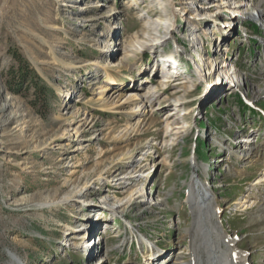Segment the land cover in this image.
I'll list each match as a JSON object with an SVG mask.
<instances>
[{"label": "rangeland", "instance_id": "obj_1", "mask_svg": "<svg viewBox=\"0 0 264 264\" xmlns=\"http://www.w3.org/2000/svg\"><path fill=\"white\" fill-rule=\"evenodd\" d=\"M261 1L0 0V264H193L194 182L264 264Z\"/></svg>", "mask_w": 264, "mask_h": 264}, {"label": "bare ground", "instance_id": "obj_2", "mask_svg": "<svg viewBox=\"0 0 264 264\" xmlns=\"http://www.w3.org/2000/svg\"><path fill=\"white\" fill-rule=\"evenodd\" d=\"M256 5L257 8L264 10V1L257 2ZM249 10L251 11V9ZM257 15L261 16V13H258ZM224 67V65L220 66V68ZM212 69L213 68L210 67V70ZM173 79H175V77H173ZM176 81H180L176 82V85L181 88L182 93L184 95L188 94V89L186 88L183 79L180 78V80ZM187 103L188 102H182V104L185 105ZM175 132H180V130L177 129L173 133ZM239 141H241V144L245 142L243 139ZM254 153L256 152L254 151ZM234 156L237 159L240 158V160L250 158V155L240 157L235 154ZM193 167L195 174H197L199 171L198 167L194 163ZM207 190L204 188V184L194 182L193 189L189 196V201H187L194 218L188 232V237L191 239L193 246L190 252V257L192 259L191 262H193V264H250L248 255L242 249L243 247L241 246V241L231 240L227 234L225 235L221 232V229L216 222L217 205L214 200L215 198H213L214 194L209 193ZM254 208L255 210L258 209L259 212H264L263 205L261 207L258 206ZM257 220L258 222H264V216L257 218L256 221ZM73 239L81 240L84 239V236L73 237ZM69 245L75 246V243H70ZM154 256L158 257L154 258ZM149 258H151V260H149L148 264H156L158 262H156V260H161L163 257H161L160 253L155 252L153 255H150ZM11 260L12 264H21L20 260L14 256L11 257ZM159 262L162 264V260Z\"/></svg>", "mask_w": 264, "mask_h": 264}, {"label": "trees", "instance_id": "obj_3", "mask_svg": "<svg viewBox=\"0 0 264 264\" xmlns=\"http://www.w3.org/2000/svg\"><path fill=\"white\" fill-rule=\"evenodd\" d=\"M10 54L18 66L16 71L12 72V74L10 75V83L16 81L14 82L15 86H20L24 83L26 84L32 82L31 78L33 76V72L29 70L26 61L23 60L22 57H20L14 50L10 51ZM10 83L8 84V90L11 93L17 94L18 90L16 89V87H13L14 85L11 86ZM32 87H34V92L37 91L39 94H42L45 97L50 96L49 91H47L45 87H38L35 85H32Z\"/></svg>", "mask_w": 264, "mask_h": 264}]
</instances>
